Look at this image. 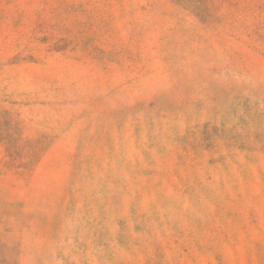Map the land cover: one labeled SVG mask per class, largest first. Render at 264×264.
I'll list each match as a JSON object with an SVG mask.
<instances>
[{
  "label": "rangeland",
  "instance_id": "obj_1",
  "mask_svg": "<svg viewBox=\"0 0 264 264\" xmlns=\"http://www.w3.org/2000/svg\"><path fill=\"white\" fill-rule=\"evenodd\" d=\"M0 264H264V0H0Z\"/></svg>",
  "mask_w": 264,
  "mask_h": 264
}]
</instances>
